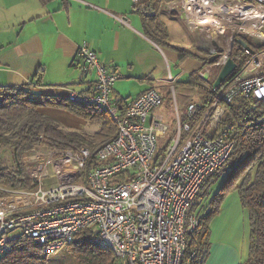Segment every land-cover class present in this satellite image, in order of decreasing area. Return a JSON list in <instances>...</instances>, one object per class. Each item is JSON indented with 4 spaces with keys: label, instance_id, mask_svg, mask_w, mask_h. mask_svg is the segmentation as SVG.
I'll return each mask as SVG.
<instances>
[{
    "label": "built area",
    "instance_id": "2783aa9c",
    "mask_svg": "<svg viewBox=\"0 0 264 264\" xmlns=\"http://www.w3.org/2000/svg\"><path fill=\"white\" fill-rule=\"evenodd\" d=\"M130 1L142 14L165 9L183 16L202 34L198 49L208 56L218 54L210 66L221 69L229 59L234 61L237 39L253 53L241 47L246 56L241 69L219 87L208 85L212 101L201 111L194 132L182 139L181 116L195 115V101L190 99L183 113H176L173 127L157 112L163 97L154 88L121 110L112 98L120 75L81 44L76 56L84 73L94 72V88L66 96L108 113L116 135L94 153L81 146L74 152L35 149L25 157V162L42 165L34 174V187L0 188V259L14 238H29L50 255L85 230L95 233L98 248L112 254L109 264H191L195 257L194 251L184 255L186 235L198 225L190 213L192 202L234 146L220 124V103L238 95L264 99V0H158L157 8L152 0Z\"/></svg>",
    "mask_w": 264,
    "mask_h": 264
},
{
    "label": "crops",
    "instance_id": "0c3cea01",
    "mask_svg": "<svg viewBox=\"0 0 264 264\" xmlns=\"http://www.w3.org/2000/svg\"><path fill=\"white\" fill-rule=\"evenodd\" d=\"M151 3L157 8L158 0ZM172 16L182 20L168 18ZM176 21L194 42L191 46L172 41L170 26ZM157 24L164 26L163 35L155 29ZM201 40L202 34L183 16L162 9L154 20H144L130 0H0V86L26 85L40 73V84L33 85L37 90L93 91L95 74L84 73L76 56L85 43L120 75L112 91L119 109L154 88L163 97L157 112L173 127L176 113L182 114L190 99L202 105L197 87L208 88V80L220 70L210 66L207 53L198 49ZM38 111L68 129L82 130L87 124L64 109ZM208 244L204 264H241L247 259L249 214L237 191L224 197L211 219Z\"/></svg>",
    "mask_w": 264,
    "mask_h": 264
},
{
    "label": "trees",
    "instance_id": "16d2710c",
    "mask_svg": "<svg viewBox=\"0 0 264 264\" xmlns=\"http://www.w3.org/2000/svg\"><path fill=\"white\" fill-rule=\"evenodd\" d=\"M140 14L144 20H154L156 15ZM155 29H159L160 35L165 32L162 25L157 24ZM232 57L237 64L235 71L241 69L246 56L237 43L233 45ZM216 75L217 72L213 79L208 80L210 88ZM40 77L41 74L36 73L32 77L33 81L26 85L0 86V150L9 148L11 160L15 164V170L8 171L0 160V188L6 190L34 187H26L28 181L22 180L23 169L18 166V161L34 149L45 147L51 151L74 152L81 146H87L94 153L96 148L116 135V126L108 113L93 105L70 101L66 94L35 89L33 85L40 84ZM196 92L201 93L202 105H198L193 117L181 116L182 139L186 126H191L212 101L210 89L199 86ZM220 104L224 107L220 124L225 127V134L234 146L222 166L204 180L192 202L190 213L197 217L198 225L186 235L184 255L187 257L194 251L195 257L191 264H204L209 249V223L219 212L224 197L237 191L241 205L249 214L248 257L241 264H264V99L238 95L230 103ZM39 108L64 109L89 125H97L98 130L88 134L80 129H67L58 121L40 114ZM93 159L94 156L88 161L87 167L94 163ZM221 177L222 183L211 194L210 187ZM96 239L93 231H81L65 247L79 264H109L112 254L98 248ZM46 259L47 255L42 252L40 245L21 236L10 241L0 264H46Z\"/></svg>",
    "mask_w": 264,
    "mask_h": 264
},
{
    "label": "rangeland",
    "instance_id": "374dc122",
    "mask_svg": "<svg viewBox=\"0 0 264 264\" xmlns=\"http://www.w3.org/2000/svg\"><path fill=\"white\" fill-rule=\"evenodd\" d=\"M173 17V16H172ZM169 19H173V20H182L181 17H168ZM163 20V19H162ZM170 31L172 33V41H174L175 43L179 44V45H186L187 47L191 46L192 43L191 40H188V37L186 35V33L184 32L182 26H181V22L180 21H176V24L173 26H170ZM181 37H183V40H181ZM178 71L180 72V70L178 69ZM178 98V102L180 105V98L179 95L177 96ZM179 110V109H178ZM172 113L174 115V110H172ZM180 113V110H179ZM198 122V118L196 119V121H194L192 123L191 126H186V132H185V136H183V138L188 137L189 135H191L194 132L195 129V124ZM64 127V126H63ZM68 129V128H67ZM98 130V126L97 125H89L86 124L84 126V128L81 131H84L88 134H93L94 132H96ZM183 134V128L181 130V135ZM40 149H36V150H41V151H50L45 147H39ZM35 150V149H34ZM31 152L26 154L25 156H23L21 158V160L18 161L19 163V167L23 169V174H22V180H27L28 181V185L26 187H30L33 186L36 183V177H35V172L37 171V169L39 168L40 165H42L41 161H34L36 163L33 162H25L24 159L26 156H30ZM0 160L2 163V166L4 168H7V170L9 171H14L15 170V164L12 162L11 160V155H10V149L9 148H1L0 150ZM224 177V176H223ZM223 177H221L220 179H218L211 187H210V193H215V191L217 190L218 186L222 183L223 181ZM46 264H79L77 258L71 253L70 250H68L65 246H63L62 248L58 249L57 251H55L54 253L47 255V259H46Z\"/></svg>",
    "mask_w": 264,
    "mask_h": 264
},
{
    "label": "water",
    "instance_id": "95a60500",
    "mask_svg": "<svg viewBox=\"0 0 264 264\" xmlns=\"http://www.w3.org/2000/svg\"><path fill=\"white\" fill-rule=\"evenodd\" d=\"M253 42L255 45L259 44V41L256 38H253ZM236 43L239 44L242 48L246 49L250 54L253 53V50L246 44V42H244V40L242 39H237ZM259 46V45H258ZM218 58V54L217 55H212L209 56V58L207 59V63L211 64L213 63L216 59ZM237 68V64L232 60L229 59L224 66H222V68L218 71L215 80L213 82V87H219L223 82L226 81L227 78H229V76L236 70ZM208 75V72H206Z\"/></svg>",
    "mask_w": 264,
    "mask_h": 264
}]
</instances>
